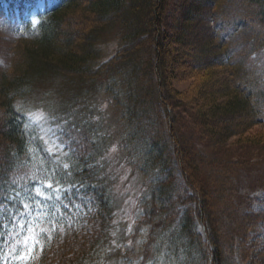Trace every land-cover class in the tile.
Here are the masks:
<instances>
[{
  "label": "trees",
  "instance_id": "16d2710c",
  "mask_svg": "<svg viewBox=\"0 0 264 264\" xmlns=\"http://www.w3.org/2000/svg\"><path fill=\"white\" fill-rule=\"evenodd\" d=\"M171 3L59 0L17 31L16 58L0 71V205L29 163L24 100L53 96L51 124L64 126L68 145L55 172L74 210L31 264H225L218 214L239 211L235 183L264 157V131L252 130L264 129V0H182L176 34ZM109 42L117 48L103 56ZM182 78L185 89L174 86ZM96 98L114 106L112 122L94 120L104 114L91 108ZM109 140L145 181L131 222L116 219ZM259 219L245 215L232 227L235 263L258 264L233 243Z\"/></svg>",
  "mask_w": 264,
  "mask_h": 264
},
{
  "label": "rangeland",
  "instance_id": "374dc122",
  "mask_svg": "<svg viewBox=\"0 0 264 264\" xmlns=\"http://www.w3.org/2000/svg\"><path fill=\"white\" fill-rule=\"evenodd\" d=\"M58 1L59 0H0V71L6 68L8 69L11 62L16 58L14 48L18 42V39H16L17 31L22 28L26 21L33 20L44 14ZM181 1L182 0H172L170 6H173H171V10L167 16L168 28L170 32H175V34L180 27L177 23V20L180 13L179 3ZM202 18V23L207 27H211L213 23L209 12H206ZM200 24H197V22L194 23V25L197 26ZM100 48L103 56H109L115 51L117 46L115 42H109L101 45ZM238 55L240 56L238 61L243 62L244 59H242V54H237V56ZM170 63L171 66L175 64L174 62ZM178 67L179 68L177 69L182 68L181 62H179ZM185 79L186 78H182L181 82L174 83V86L178 87L179 89H185V86L189 81ZM26 98L27 100H24V102H26V106L29 108L26 109L25 113V125L30 123L28 121L29 114L43 113L47 117V125H45V127L60 129L64 127H62L61 124L53 126L51 124L50 115L48 114L49 109H57L54 106L55 103H58V99H54L53 96H51V98L47 96L42 98L28 96ZM96 99H94V102H90V105L92 106L91 108L100 109L101 111L104 110V114L100 116L96 110L94 120H97L99 123H104L106 120H110V122H112L116 117V110L114 106L104 98H102V100H99V98ZM1 123L2 121L0 116V126ZM144 125H146V122L139 123V126ZM26 129L27 133L29 134V153L27 158L29 163H27L25 166L24 174L20 176V178H17L16 181H18V184L15 190L21 192L23 186L27 183V177L29 175H31L33 172L37 176L52 175L53 171H55V165H58V162H61L66 157L55 151L52 156H49L46 152L48 145H44L43 141L38 139L39 136L43 135L39 128L27 127ZM258 129L264 131L261 125L255 126L252 130L256 132ZM115 135H117L116 131ZM33 137L37 138L33 139ZM45 139H47V137H45ZM105 148H108L105 153V158L108 160V163L106 164L108 171L106 173H109L108 176L110 178L108 179V182L110 191L115 206L118 208L117 214H115L116 219L119 220V218H121L125 222L128 220L131 222L140 209L139 199L143 189L145 188V181L137 169L134 168V165H128V161L124 158L126 152L123 151L119 143L109 140L105 144ZM63 151L68 152L65 149H63ZM251 154L250 156H252ZM245 169L246 170L241 173L235 183L238 196L235 194L234 198L237 201L239 197L242 198L241 201L244 200L242 204H239V207H237L236 204L234 205V208L239 211H234L233 213L228 212L229 215L227 216H221L218 214L219 224L221 225V230L223 233V244L226 250L225 264H238V262L235 263L230 257L228 248L230 245V236L233 237L234 234L232 227L238 225L242 216L245 215H250V217H260V219L253 221L256 223L255 228L247 227L246 229L244 227V229L237 230L235 232V242L233 243V246H235L234 249H237L236 252L240 253L241 248V255L243 253L247 259H255L258 264H264V157H261L259 160H251ZM54 187H56L55 184ZM60 187L62 188L61 185ZM61 199L63 200V204L58 201L47 202L50 205L48 211L55 212L56 219L53 221V223L56 224V230L62 227L63 221L66 220L65 218L70 217L74 211L71 207H69L71 210L67 212L66 210L68 207L63 206L64 204L67 205V203L62 194ZM5 205L8 207V212L17 211V209L15 210L14 207H10V202H5V204L0 205V233H4L6 238L7 232H5V226L8 232L18 230L19 221H16L15 225L13 223H7L5 225V221L10 219L8 212L4 211ZM57 208L59 211H56ZM22 210V208L19 209V211ZM76 212L77 210L75 209V214ZM39 228H47L48 230L40 238L41 242L43 243L44 239L48 238L47 236H49L50 232H52V224H48L46 219L44 223H38L36 230L38 231ZM197 231L202 233L204 230H202L200 226H197ZM240 236H243L242 239H240ZM2 243L3 242L0 241V244ZM39 248L40 247L38 246L32 257V260L38 253ZM3 251L4 249L0 248V252ZM158 264L162 263L158 262Z\"/></svg>",
  "mask_w": 264,
  "mask_h": 264
},
{
  "label": "snow or ice",
  "instance_id": "6c2138e0",
  "mask_svg": "<svg viewBox=\"0 0 264 264\" xmlns=\"http://www.w3.org/2000/svg\"><path fill=\"white\" fill-rule=\"evenodd\" d=\"M33 26H36V21H33ZM28 121L30 123L25 125L26 128L38 127L40 132L43 133L38 139L43 141L44 145H48L46 152L49 156H52L54 151L62 156L68 155V152L63 151L68 145L62 139L64 135L62 129L45 127L47 125V117L43 113L29 114ZM36 138L33 137V139ZM69 167L68 163L63 164L65 170L69 169ZM12 183L16 184V181ZM60 183L61 181L57 179L55 171H53L52 175L41 176H37L33 172L27 177V183L23 186L22 192L15 191L12 196L6 197L17 211L8 212L7 205L4 206V211L8 212L10 217L9 220L5 221V225L7 223L15 225V222L19 221V227L18 230L8 232L5 226L6 238L4 233H0V241L3 242L0 244V248L4 249L3 252H0V264H31L37 247L39 246L40 250H43L40 238L48 230L47 228H39L38 231L36 229L38 223L42 224L47 219V223L52 224V231H55L56 224L53 223L56 219L55 212L48 211L50 205L47 202L58 201L63 204L61 194L67 193L69 189L61 188ZM54 184L56 187H54ZM63 206L67 207L66 204ZM21 208L23 210L19 211ZM56 211H59V209L57 208ZM132 230V224H129L128 231L131 232ZM115 235L116 233L114 232L113 236ZM48 238L51 239V234H49Z\"/></svg>",
  "mask_w": 264,
  "mask_h": 264
}]
</instances>
